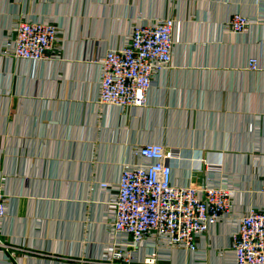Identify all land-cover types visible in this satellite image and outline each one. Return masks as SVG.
Returning a JSON list of instances; mask_svg holds the SVG:
<instances>
[{
  "label": "crops",
  "instance_id": "crops-1",
  "mask_svg": "<svg viewBox=\"0 0 264 264\" xmlns=\"http://www.w3.org/2000/svg\"><path fill=\"white\" fill-rule=\"evenodd\" d=\"M236 12L261 23L226 31ZM21 16L60 27L57 59L2 55ZM168 16L172 61L145 103L99 107L94 59L121 46L136 23ZM145 143L178 151L169 161L174 183L196 177L233 189L234 216L210 226L195 250L150 239L134 259L235 264L234 218L264 206V0H0V183L9 198L1 238L19 247L0 249V264H104L122 235L108 228L99 184L142 163L135 149Z\"/></svg>",
  "mask_w": 264,
  "mask_h": 264
},
{
  "label": "built area",
  "instance_id": "built-area-1",
  "mask_svg": "<svg viewBox=\"0 0 264 264\" xmlns=\"http://www.w3.org/2000/svg\"><path fill=\"white\" fill-rule=\"evenodd\" d=\"M261 20L236 12L224 27L226 31L245 33ZM175 23L171 16L140 21L121 46L94 59L99 68V107L125 110L145 103L155 75L170 67ZM61 39L62 30L53 21L21 16L5 37L2 55L29 61L54 60L60 55ZM248 63L252 69L258 66L254 57ZM135 152L142 163L123 167L116 183L99 184L106 195L108 228L113 235H122L104 257V264H139L131 251L150 239L155 246L195 250L197 239L210 226L234 216L230 187L198 181L196 177L184 185L173 182L169 161L178 157L176 149L145 143ZM8 200L0 183V249L6 253L19 249L1 238ZM234 220L231 248L235 264H264V206L251 207ZM144 263L154 264L155 253Z\"/></svg>",
  "mask_w": 264,
  "mask_h": 264
}]
</instances>
